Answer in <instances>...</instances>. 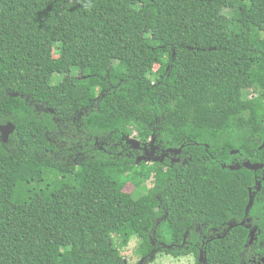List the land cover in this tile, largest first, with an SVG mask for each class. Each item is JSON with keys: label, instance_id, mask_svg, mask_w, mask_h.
<instances>
[{"label": "trees", "instance_id": "trees-1", "mask_svg": "<svg viewBox=\"0 0 264 264\" xmlns=\"http://www.w3.org/2000/svg\"><path fill=\"white\" fill-rule=\"evenodd\" d=\"M7 123L0 264H127L132 239L144 264H199L202 237L203 264L264 257V181L247 209L242 184L258 171L240 165H264V0H0ZM151 135L185 162L164 170L119 154L122 138ZM244 208L262 246L245 248L243 227L223 232Z\"/></svg>", "mask_w": 264, "mask_h": 264}, {"label": "flooded vegetation", "instance_id": "flooded-vegetation-1", "mask_svg": "<svg viewBox=\"0 0 264 264\" xmlns=\"http://www.w3.org/2000/svg\"><path fill=\"white\" fill-rule=\"evenodd\" d=\"M75 78V77H74ZM79 128V126H77ZM15 130V129H14ZM130 136L124 137L121 139L120 143L118 144L120 149H119V154H123L124 159L129 160L131 162H133L136 166L139 165L140 163H143L145 166H152L155 164L161 165L164 170H167L168 168H172L178 165H181L185 162L184 157L182 156V152L180 155H175V154H170L168 153L169 150H177V149H162L159 144L156 142V138L154 135H151L150 138L147 140V142H140V145H138V148H133V144L130 143ZM89 139L85 138V142L86 145L88 143ZM145 144H152L153 148H149L147 147L146 149H144V145ZM116 147V146H115ZM60 151V153H58ZM58 152H56L54 154V156H57L58 154L63 155V149L61 148L60 150H58ZM72 149L69 150L68 149V153H71ZM78 152V151H75ZM58 153V154H57ZM87 153V150L85 151L84 154ZM83 153H76L74 159L72 160L73 163H76L77 160H80L79 157H83L84 156ZM161 157H164L162 160H160ZM243 163H241L240 165L242 166ZM234 165H239V164H235ZM259 173V174H257ZM257 173H255L254 175V183L252 187H247L244 186V184H242V187L246 190L248 198L251 194H253V192L255 191V189L257 188L258 184L257 182H259L263 176V172L262 171H258ZM152 181V180H151ZM147 183V182H146ZM262 185V183H260V186ZM246 208V206H245ZM243 211V218L241 219L240 222L236 223L234 222V220L230 219L227 223H225V228L223 229V232H227L228 229H230V226H240L243 227L247 233H248V237L250 235V239L248 240L247 244L245 245V248H250L253 247L254 244H259V246H262V243L258 242L257 240V235H259L260 233V229L258 228L257 225H255L252 220L250 218H248V215L246 216V211ZM238 213V215H240L241 212V208H237L235 209ZM223 226V225H222ZM208 232H212L213 235H215V237L217 236V238H219V234L217 233V230L213 229V230H208ZM198 234H202L201 230L198 228L197 231ZM202 239H198L200 244L199 247H196L197 245H192L190 244V246H195L196 248H198L199 254L201 251V246L204 244V239L205 237H202ZM186 245V242L183 246ZM189 247V246H188ZM264 259V257H260L258 255H251L248 258V262L250 264H263L261 261Z\"/></svg>", "mask_w": 264, "mask_h": 264}, {"label": "rangeland", "instance_id": "rangeland-1", "mask_svg": "<svg viewBox=\"0 0 264 264\" xmlns=\"http://www.w3.org/2000/svg\"><path fill=\"white\" fill-rule=\"evenodd\" d=\"M56 57V55H54V58ZM157 69V66L154 67V71ZM174 71H169V83L172 82L173 78H174ZM71 75L73 77H75L76 79L80 80L81 76L80 73L78 72H72ZM61 77L59 76H55L53 77L52 82L55 83L58 80H60ZM74 95L76 97L79 98H83L84 97V91L80 86H76L74 87ZM130 143L132 141H136L134 139L133 136H130ZM138 142V141H136ZM138 144L140 145V142H138ZM147 147L149 148H153L152 144H145L144 145V149H146ZM164 157H161L160 160H162ZM152 186V181L148 180L147 183L145 184V188L149 189ZM139 190L134 189L133 185L131 183H128L125 188H124V192L126 193H131L134 194L135 192H137ZM137 247H138V242L135 239H132L128 245V247L121 252V257L124 259V261L127 264H144L143 263V259L140 257V255L137 253ZM196 263V259L192 256H186V257H179V258H173L169 255H165V254H158L156 255L155 259L153 260V262H151L150 264H195Z\"/></svg>", "mask_w": 264, "mask_h": 264}, {"label": "water", "instance_id": "water-1", "mask_svg": "<svg viewBox=\"0 0 264 264\" xmlns=\"http://www.w3.org/2000/svg\"><path fill=\"white\" fill-rule=\"evenodd\" d=\"M50 112L53 113L51 110H50ZM14 129H15V127L10 123H7L5 125H0V142H1V144L4 145L7 143L8 137L14 132ZM131 143L133 144V146H132L133 148H138V145H139L138 142L132 141ZM262 148H264V144L260 147V149H262ZM181 151H182V148H179L177 150H169L168 153L180 155ZM231 153L233 154V153H237V152H231ZM242 167L244 169H247V170H250L253 172L262 171L264 173V165L263 164H250L249 162H244L242 164ZM223 168H224V166H223ZM229 169L235 170L233 167H230ZM263 181H264V174H263L261 180L259 182H257V183H259L257 188L260 187V183ZM249 197H250V199H249V204L247 206V209L249 207H251L252 201H253V196L250 195ZM168 248H170V247H168ZM198 262H199V264L205 263V258L203 256V252H200ZM261 262L264 264V259Z\"/></svg>", "mask_w": 264, "mask_h": 264}]
</instances>
